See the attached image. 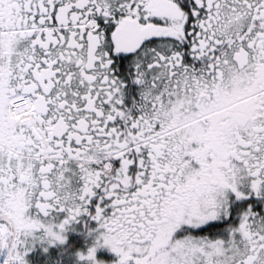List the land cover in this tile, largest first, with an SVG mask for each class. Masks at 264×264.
I'll use <instances>...</instances> for the list:
<instances>
[{"label": "snow or ice", "instance_id": "snow-or-ice-1", "mask_svg": "<svg viewBox=\"0 0 264 264\" xmlns=\"http://www.w3.org/2000/svg\"><path fill=\"white\" fill-rule=\"evenodd\" d=\"M83 215V264H264V0H0V264Z\"/></svg>", "mask_w": 264, "mask_h": 264}, {"label": "flooded vegetation", "instance_id": "flooded-vegetation-1", "mask_svg": "<svg viewBox=\"0 0 264 264\" xmlns=\"http://www.w3.org/2000/svg\"><path fill=\"white\" fill-rule=\"evenodd\" d=\"M91 210V209H90ZM96 222L90 216L83 215L76 222L68 226L67 231H80V236H72L73 239L66 240L63 244L35 245L25 255L28 264H83L77 258V252L84 253L87 248L92 246L95 233L89 234L88 229H96ZM86 236V239L84 237ZM46 249V251H45ZM97 260L105 261V264H114L118 259L115 253L111 252L106 246L97 248Z\"/></svg>", "mask_w": 264, "mask_h": 264}, {"label": "rangeland", "instance_id": "rangeland-1", "mask_svg": "<svg viewBox=\"0 0 264 264\" xmlns=\"http://www.w3.org/2000/svg\"><path fill=\"white\" fill-rule=\"evenodd\" d=\"M82 233L80 232V231H66L65 233H64V235L66 236V240L68 241V239H69V235H72V236H80ZM30 240L32 239V238H29ZM86 239V236L84 237V239L83 240H85ZM65 240V241H66ZM47 244V241H42V240H37V241H35V242H33V244H32V246H31V248L33 247V246H35V245H42V246H44V245H46ZM31 251V250H30ZM29 252V251H28ZM27 252V253H28ZM26 253V254H27Z\"/></svg>", "mask_w": 264, "mask_h": 264}, {"label": "trees", "instance_id": "trees-1", "mask_svg": "<svg viewBox=\"0 0 264 264\" xmlns=\"http://www.w3.org/2000/svg\"><path fill=\"white\" fill-rule=\"evenodd\" d=\"M70 239H73L74 237H69Z\"/></svg>", "mask_w": 264, "mask_h": 264}]
</instances>
